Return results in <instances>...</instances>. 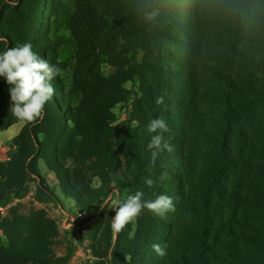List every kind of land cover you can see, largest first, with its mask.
<instances>
[{
    "label": "rangeland",
    "instance_id": "obj_1",
    "mask_svg": "<svg viewBox=\"0 0 264 264\" xmlns=\"http://www.w3.org/2000/svg\"><path fill=\"white\" fill-rule=\"evenodd\" d=\"M94 1L101 13V5ZM9 4L0 6V52L31 43L35 53L60 69L51 83L58 91L56 97L69 103L76 117L52 98L35 124L17 120L9 108V85L0 77V264H35L32 249L37 242L43 245L37 253L43 264L156 262L159 256L151 245L161 243L164 233L168 241L173 211L160 217L144 209L119 234L111 230V222L116 200L136 191L144 193L145 201L161 194L180 197L183 170L175 147L180 133L166 113L174 122L182 110L184 48L179 41L189 15L184 11L179 18L177 6L185 7V0H153L159 15L149 28L147 52L135 50L132 44V50H124V60L108 50L117 38L105 36L99 26L101 14L87 15L80 0H11ZM122 63L132 74L120 83V90L110 92L108 111L95 106ZM159 96L164 104L157 106ZM156 118L166 120L170 131L164 135L173 151H162L153 165L148 144L155 133L147 128ZM8 123L13 124L6 134L1 129ZM76 125H81L77 131ZM95 128H102V134ZM81 134L85 151L76 154L81 153L86 162L81 190L75 191L66 186L64 170L74 168L66 147L75 136L81 140ZM100 145L105 148L96 153ZM211 159L192 161L189 171L200 168L212 177L219 161L215 155ZM164 172L167 178L161 180ZM146 178L153 180L151 187ZM196 235L193 229L187 239L192 254L197 252Z\"/></svg>",
    "mask_w": 264,
    "mask_h": 264
},
{
    "label": "trees",
    "instance_id": "obj_2",
    "mask_svg": "<svg viewBox=\"0 0 264 264\" xmlns=\"http://www.w3.org/2000/svg\"><path fill=\"white\" fill-rule=\"evenodd\" d=\"M10 1L0 0V6L11 5ZM80 2L87 15L98 12L94 0ZM96 3L102 7L99 26L105 36L117 38L115 47L108 45V50L122 60L132 44L135 50L147 52L153 21L144 20L140 6H153V0ZM177 10L179 18L184 11L189 15L184 37L178 42L184 48L182 110L174 122L166 115L180 133L181 141L174 146L181 153L183 175L180 197L171 196L175 211L168 241L164 233L159 243L166 255L150 264H167V260L169 264H264V0H185V7L178 5ZM179 31L182 35L181 27ZM120 37L125 40L123 45L118 43ZM126 66L120 64L118 75L107 80L104 98L95 106L108 111L110 92L120 90V83L132 74ZM56 96L53 101L75 118L69 103ZM86 122L94 129L91 121ZM81 125L75 126L76 131ZM95 130L102 134V128ZM80 136L81 140L75 136L66 147L74 164L73 169L64 170L66 186L75 191L81 190L80 174L86 162L81 153L76 154L85 151L86 140ZM88 144L92 149L89 140ZM98 148L96 153L105 146ZM212 155L219 161L212 177L207 178L200 168L189 171L192 161L206 158L209 162ZM193 229L197 234L194 254L187 241ZM42 247L34 244L35 264L44 263L37 255Z\"/></svg>",
    "mask_w": 264,
    "mask_h": 264
},
{
    "label": "clouds",
    "instance_id": "obj_3",
    "mask_svg": "<svg viewBox=\"0 0 264 264\" xmlns=\"http://www.w3.org/2000/svg\"><path fill=\"white\" fill-rule=\"evenodd\" d=\"M140 11L146 22L154 21L159 15V9L151 4L141 5ZM118 43L123 45L125 40L120 37ZM59 74L60 69L35 53L31 43L9 47L0 52V77L9 85L11 114L26 124H35L43 118L45 105L52 100L56 91L51 81ZM155 103L157 106L164 104V97H157ZM147 130L155 133L148 144V149L151 150L150 162L154 165L162 151H173V146L164 135L170 129L164 118H156L149 122ZM166 178L167 173H162L160 179ZM145 183L151 187L153 180L146 178ZM143 196L142 191H136L116 200L115 214L111 222V230L115 234H119L129 223L135 221L144 209L160 217L169 211H175L173 199L166 194L150 201H145ZM108 200H111V196ZM151 247L157 256L166 255L160 244L153 243Z\"/></svg>",
    "mask_w": 264,
    "mask_h": 264
},
{
    "label": "crops",
    "instance_id": "obj_4",
    "mask_svg": "<svg viewBox=\"0 0 264 264\" xmlns=\"http://www.w3.org/2000/svg\"><path fill=\"white\" fill-rule=\"evenodd\" d=\"M10 128H11V127H10ZM10 128H9V129H10ZM9 129H8V130H9ZM8 130H5L4 133L9 134V131H8Z\"/></svg>",
    "mask_w": 264,
    "mask_h": 264
}]
</instances>
